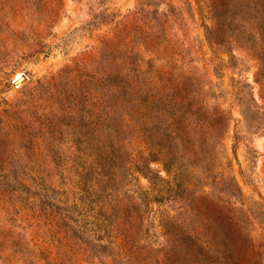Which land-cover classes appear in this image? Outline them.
I'll use <instances>...</instances> for the list:
<instances>
[{"label":"rangeland","instance_id":"rangeland-1","mask_svg":"<svg viewBox=\"0 0 264 264\" xmlns=\"http://www.w3.org/2000/svg\"><path fill=\"white\" fill-rule=\"evenodd\" d=\"M250 2L0 0V264H201L239 227L264 264Z\"/></svg>","mask_w":264,"mask_h":264},{"label":"trees","instance_id":"trees-1","mask_svg":"<svg viewBox=\"0 0 264 264\" xmlns=\"http://www.w3.org/2000/svg\"><path fill=\"white\" fill-rule=\"evenodd\" d=\"M248 5L250 0H244ZM251 0L250 6H253V10H264V3L257 4ZM250 11V8H249ZM264 35V34H263ZM234 181H236L234 179ZM218 217H213V224L210 230L214 228L218 223ZM247 225V222H245ZM229 229L234 231V228L229 224ZM239 242L225 241L221 244L214 245L209 241H197V247L195 251V259L201 264H263V253L259 252V246L255 244V240L252 238L250 232H244V228L239 227ZM218 247V248H216ZM220 254L216 258L211 253ZM248 260H247V259ZM259 259V261H258Z\"/></svg>","mask_w":264,"mask_h":264},{"label":"water","instance_id":"water-1","mask_svg":"<svg viewBox=\"0 0 264 264\" xmlns=\"http://www.w3.org/2000/svg\"><path fill=\"white\" fill-rule=\"evenodd\" d=\"M24 81V78L23 77H20V78H18L17 80H15V84L16 85H19V84H21L22 82Z\"/></svg>","mask_w":264,"mask_h":264},{"label":"bare ground","instance_id":"bare-ground-1","mask_svg":"<svg viewBox=\"0 0 264 264\" xmlns=\"http://www.w3.org/2000/svg\"><path fill=\"white\" fill-rule=\"evenodd\" d=\"M18 78H20V76Z\"/></svg>","mask_w":264,"mask_h":264}]
</instances>
